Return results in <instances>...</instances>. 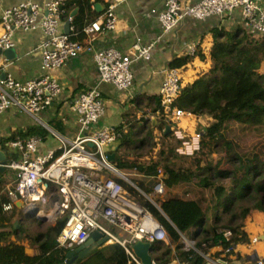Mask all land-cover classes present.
<instances>
[{"label":"built area","instance_id":"1","mask_svg":"<svg viewBox=\"0 0 264 264\" xmlns=\"http://www.w3.org/2000/svg\"><path fill=\"white\" fill-rule=\"evenodd\" d=\"M128 0H103V10L81 30L84 40L77 37L74 27L66 34L59 30L61 21L72 23V16L66 15V0H22L8 6L0 12V50L13 47L15 32H34L40 30L46 41L40 45L42 52V77L17 80L10 74L0 77V115L10 109H17L32 117L44 129L55 136L57 147L45 153H39L41 138H15L6 145L8 160L6 170L15 171L13 188L8 190L9 204L3 210L9 211L16 201H20L25 210L30 208L33 216H40L51 198L56 216L65 219L56 243L66 253L84 246L94 232L102 234L113 245L120 246L128 256V264H141L133 252L136 242L168 243L169 237L163 225L143 205L118 184L112 177L117 176L133 186L161 214L155 200L164 195L158 184L151 197L142 193L135 185L120 174L107 159L104 148L116 142L122 136L105 127L97 128L104 116V105L98 88L85 90L71 99V111L77 116L78 132L73 139L63 137L42 124L37 115L50 108L60 96L61 86L52 74L68 60L82 53H90L95 63L100 83L114 86L119 91H127L133 83L131 65L137 60L149 61L155 43L144 45L136 37L128 53L115 49L95 48L94 37L103 32L116 29L118 18L116 10ZM91 8L93 9L92 5ZM241 12L242 28L252 37L264 36V0H201L194 5L166 0L162 12L152 10L159 21L163 34L174 31L185 19L204 21L210 17H224L232 12ZM195 46H188V53L195 54ZM9 67L0 66V73ZM181 72L170 69L164 72L159 89V109L154 119L165 121L170 115L173 119L196 117L190 112L178 109L176 100L181 93ZM153 118V117H152ZM199 132L194 138L200 139ZM11 155L16 158H11ZM20 156V160L17 158ZM158 175L161 170L158 169ZM50 194L47 196V191ZM28 212V211H27ZM31 212V211H30ZM109 228H114L123 236H116ZM231 233H224L226 239ZM184 250L194 249V241L180 234ZM257 240L254 239L253 242ZM230 250H226V253ZM207 264H233L216 261L200 254ZM154 264V263H153ZM170 264H181L178 261ZM255 264H264L258 259Z\"/></svg>","mask_w":264,"mask_h":264},{"label":"trees","instance_id":"2","mask_svg":"<svg viewBox=\"0 0 264 264\" xmlns=\"http://www.w3.org/2000/svg\"><path fill=\"white\" fill-rule=\"evenodd\" d=\"M92 1L94 0H66L64 11L66 15L74 11L72 27L78 33L77 37L71 39L82 38V28L95 18L94 9L91 8ZM214 37L218 51L212 57L210 70L190 87L181 89L175 106L196 117L211 118L212 123L203 131L196 154L210 150L218 156L211 160L205 159V165L197 166L193 172L176 169L175 164L166 159L160 163L161 166L115 159L117 169L128 170L131 179H126L145 195L149 196L158 184L163 188L164 197L157 198L155 202L164 216L148 201L143 200L127 182L125 184L121 179L115 180L132 196L140 199L142 205L163 225L169 237V245L163 242L153 245L154 264H170L175 261L207 264L200 254L207 255L215 247H220L221 250L214 256L208 255L213 260L231 263L229 257L233 254L234 247L249 243L244 232L245 220L257 211L264 214V146L256 150L254 147L250 152L243 153L238 151L239 146L234 140H227L225 134L232 125L252 129L253 132L264 128V75L258 73L264 59V36L252 37L244 29H238L234 32L218 30ZM189 61V58H183L180 64L186 65ZM159 107L157 101V110ZM151 127L149 125L150 130ZM34 134L38 135L37 132ZM128 135H123L121 142ZM15 136L16 134L9 140L15 139ZM11 158L16 156L11 155ZM159 168L160 176L157 173ZM6 194L5 191V196L0 195V264L63 263L66 252L58 248L56 239L65 219H57L54 226H47L45 232L38 233L37 236L31 233L30 225L43 227L41 219L34 220L29 226L21 220L19 228L14 230L11 222L18 211L13 205L9 211L3 210L4 205L9 204ZM210 212L213 213L211 219ZM26 227H29L27 234ZM188 231L193 233L195 250L183 249L180 234L185 235ZM226 232L231 233L228 239L224 237ZM11 236H15L16 240L12 241ZM22 241L35 246L36 255H26L20 244ZM228 249L230 252L226 253ZM223 255L225 257L220 260ZM127 262L124 250L114 245L108 257L97 251L74 264Z\"/></svg>","mask_w":264,"mask_h":264},{"label":"crops","instance_id":"3","mask_svg":"<svg viewBox=\"0 0 264 264\" xmlns=\"http://www.w3.org/2000/svg\"><path fill=\"white\" fill-rule=\"evenodd\" d=\"M21 1L0 0V12L8 6L18 4ZM44 1L46 0H40V3ZM165 1L128 0L116 10L118 18L116 29L110 32H103L94 37L95 48L115 49L124 54L130 51L131 45L136 37H140L144 45L155 43L157 38L160 39L151 50L149 61L137 60L132 63L131 72L133 75V83L127 91H119L112 85L100 83V78L91 54L82 53L78 57L68 60L52 74V77L61 86L62 92L50 108L37 115L40 122L47 125L51 131L70 140L73 139L77 135L78 124L77 116L70 109L71 99L85 90L98 88L102 95L105 113L97 128H108L120 134L122 138L123 135L129 134L130 129L133 131L134 137H137V134L141 133V131H137L136 127L140 125V129H143L142 126L148 122L152 126V131L156 127L158 128L162 122L159 118L154 119L153 115L157 110V101H159L158 93L164 78V72L170 69L180 70L182 75L181 88L190 87L196 80L207 74L210 70L212 57L218 51L214 42L216 31L225 30L227 32H234L238 29H243L241 12L236 10L224 17H210L204 21L187 18L174 31L169 34H163L157 17L150 15V12L152 10L162 12ZM176 1L194 5L201 0ZM103 4V0L92 1L91 5L94 9L95 16L98 15L96 5H100L102 7L100 10L102 11ZM70 16H74V11L70 12ZM83 20L85 22L86 18ZM66 23L68 22L65 20L61 21L59 28L61 32L66 31ZM70 27H72V23H69V29ZM1 33L2 30L0 28V36ZM77 40L83 41L84 37ZM12 41L13 47L11 49L14 52V58H10L8 54L0 53V66L3 64L9 65L6 70L0 73V77H3L5 74H10L17 80L42 77L43 73L40 67L42 52L40 45L46 41L44 34L40 30L34 32L17 31L14 33ZM192 45L195 46L196 51L193 56L188 53V46ZM183 58H189L190 61L186 65H181L180 61ZM261 69L264 70V61L261 64ZM202 117H197L199 123L208 116H204L203 119ZM193 118L196 119V117ZM193 118L181 119L179 122H182L183 125L188 123L186 126L194 125ZM152 120H155L154 124ZM38 126L42 127L32 117L17 109H10L1 114L0 151L4 152L6 158H8L2 145L4 144L3 146L6 147L10 141L9 139L14 134H17L15 138H22L18 133L23 135ZM62 128H67L69 131L66 134H62ZM182 129L185 130V127L182 126ZM45 130L51 134L49 130ZM170 132H173L171 128ZM189 133L194 132L192 130ZM56 147L57 140L51 134V136L47 137L46 142L43 143L41 141L39 153H45ZM120 151L121 148L116 152V156ZM122 152L120 153L122 154ZM6 171L0 173V195L5 196L6 191L8 197V190H10L14 183H12L13 181L10 182L12 178ZM12 177L15 178V175ZM51 199L53 202L55 201V198ZM53 202L49 210H45L42 205L38 206L43 212L39 217L34 219H41L44 222L43 224H46V222L52 219L57 220L58 217L56 216ZM13 206L18 211L16 217L11 222L14 230H16L19 228L21 220H23V224L27 225L28 221L24 217H26L27 211H31L32 213V210L29 208L26 211L25 206L20 201L14 202ZM15 223L18 225L15 226ZM244 224V232L247 234L249 243L235 246L233 254L229 257L230 261L233 264H255V261L258 259L264 261V215L256 213L248 218ZM254 239L257 241L253 242ZM11 240H16V237L11 236ZM20 244L24 247L26 255H36L34 254L35 246H31L28 241H22ZM164 244L169 245L170 243ZM220 250V247H215L208 254L214 256ZM97 251H99V248ZM172 251L174 252V248H172ZM111 253L105 255L108 257ZM224 257L223 255L220 260ZM181 264L187 263L184 262Z\"/></svg>","mask_w":264,"mask_h":264},{"label":"rangeland","instance_id":"4","mask_svg":"<svg viewBox=\"0 0 264 264\" xmlns=\"http://www.w3.org/2000/svg\"><path fill=\"white\" fill-rule=\"evenodd\" d=\"M215 54H217V52H215ZM263 61H264V59H263ZM263 61L261 62V64L263 63ZM261 64H260V68L258 70V73L261 75H264V70L261 69ZM203 117H202V119H203ZM207 118L200 121V123H199V121H198L199 119L197 117H196V119L193 118L195 124L194 125L191 124L190 126H186V125H188V123H185L183 125L182 122H179V121L173 119L170 115H167L165 117V121L162 119H159L162 123L159 124L158 128L156 127L155 130H153V131L150 130V128H149V124H150L149 122L147 124H144L143 129H140V125H139L136 127V130L141 131V133L137 134V137H134V133L130 129L127 139H124L122 141L121 151H123V152H122V154L120 153L121 151L118 152L116 158L120 159L121 161H124V162L136 161L138 163H142L143 165L157 164L159 166H161L160 163L166 159L167 161H170L173 164H175L176 169L188 170V171H192V172L196 171L197 166L203 167L205 165V162H204L205 159L211 160L212 158H215L216 156H218L216 153H211L210 150L204 151L203 153L196 154V152L199 150V140L200 139H195L194 137L199 132L204 131L205 128H207L209 125H211V123H212L211 118L210 117H207ZM167 126L170 127L173 132H169L168 134L165 135L164 134V128ZM182 126L185 127V130L182 129ZM31 130H33V131H31ZM31 130L29 132L23 134V135L20 134L21 137L22 138H28V137L35 135L34 133L37 132L38 135H36V136L40 137L42 142L44 143V142H46L47 137L51 136V134L48 131H46L45 129H43L40 126H38L35 129H31ZM192 130L194 133H189ZM68 131L69 130L67 128L61 129L62 134H66ZM225 134H226L227 140H230V139L234 140V142L239 146L238 151L243 152V153L250 152L251 150H253L254 147H255L254 150H256V149L264 146V128H261V130L258 132L257 131L253 132L252 129H247V128L245 129V128L240 127V126L232 125V126H230L229 130H227V132ZM16 136H17V134H16ZM141 140H144V142H141ZM256 146H257V148H256ZM17 160H20V156L17 158ZM112 164L115 166V161ZM6 172L12 178V179H10V182L13 181L12 183H14L15 178L12 176L15 175L16 172L10 171V170H8ZM119 172L125 178L131 179V175H130V172L128 170H126V171H120L119 170ZM112 178L114 180H117V179L120 180L121 179L117 176H114ZM121 181L125 182L122 179H121ZM125 184H127V183L125 182ZM127 185H129V184H127ZM13 186H14V184L12 185L11 188H13ZM130 187L133 188V186H130ZM50 189H51V187H49V189L47 191V196H49V194H50ZM133 189L136 190L135 188H133ZM153 191H154V189H153ZM153 191L150 193L149 197H151L153 195ZM163 197L164 196H162L161 198H163ZM136 199L140 201L139 198H136ZM143 200L148 201L145 197H143ZM52 202H53V200L50 199L48 204L46 206H44V209L49 210L52 207ZM256 213L264 215L260 211H257L254 214H256ZM212 216H213V213L210 212L209 218L211 219ZM34 218H35L34 216L31 218L24 217V219L26 221H28L26 226H29V224H33L34 220H35ZM57 219L62 220L64 218L59 217ZM56 221H57L56 219L55 220L52 219L51 221L46 222V224H43V227H40V228H38L34 225H30V226H32L30 228L31 233L36 234V236H37L38 233L45 232V229L47 226L54 225ZM245 222H246V220H245ZM109 230L112 233H114L116 236H120V237L123 236L122 233L118 232L114 228H109ZM28 232H29V227H26L25 228V234H27ZM185 237L189 240H192L193 239V233L188 231L185 234ZM112 250H113V244L109 241H107L106 243L102 244L99 247V251L103 254H110L112 252Z\"/></svg>","mask_w":264,"mask_h":264},{"label":"water","instance_id":"5","mask_svg":"<svg viewBox=\"0 0 264 264\" xmlns=\"http://www.w3.org/2000/svg\"><path fill=\"white\" fill-rule=\"evenodd\" d=\"M102 7L100 5H96V11L98 13L101 12ZM66 31L64 33H69V23H66L65 25ZM0 53H4L5 55H10V58H14V52L13 50L7 49V50H0ZM152 123H155V120H152ZM170 132V128L167 126L164 129V134H168ZM122 142L117 140L114 143H111L108 147L104 148V152L107 155L108 161L113 163L116 159V152L121 148ZM8 158H6V155L4 152L0 151V173L6 171V163ZM164 216V214L162 213ZM27 218L33 217V214L31 212H27L25 215ZM39 217V215H38ZM18 224L15 223V226ZM107 242V239L102 236L99 232H94L91 235L90 240L84 245L79 248H77L74 251L67 252L65 255V260L63 263L60 264H74L78 260H84L87 257H89L91 254H93L95 251L98 250V248ZM152 245L149 243L144 242H136L133 245V252L136 258L141 262V264H153V257H152Z\"/></svg>","mask_w":264,"mask_h":264}]
</instances>
